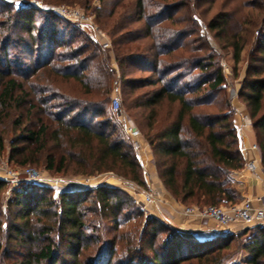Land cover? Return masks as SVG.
<instances>
[{
  "label": "trees",
  "instance_id": "trees-1",
  "mask_svg": "<svg viewBox=\"0 0 264 264\" xmlns=\"http://www.w3.org/2000/svg\"><path fill=\"white\" fill-rule=\"evenodd\" d=\"M41 1L90 10L111 48L102 50L87 38L74 46L81 34L57 28V21L63 20L56 15L36 28L35 8L9 13L0 21V56H4L0 64L6 67L5 73L0 70V118L12 111L13 129L18 131L9 144L8 162L25 166L42 161L48 172L62 175L112 173L144 186L130 146L124 150L125 143L113 137L111 118L106 116L115 74L112 61L120 71L125 107L139 112L157 178L171 198L183 206L237 204L240 196L232 174L243 169L244 161L224 87L222 54L199 32V23L205 24L223 55L231 51L232 72L240 78L237 99L247 109L264 169V0L241 4L237 14L213 12L207 0ZM8 45L14 50L11 62ZM245 49L249 51L240 76L237 66ZM55 79L77 83L81 97L62 94L56 112L49 113L43 106L54 99ZM34 113L37 124L31 128L23 120ZM5 185L0 181V193ZM43 189L30 185L14 190L6 208L5 245L31 244L39 251L28 253L36 263H55L62 248L76 263L81 251L101 243L99 236L88 233L91 223L112 220L118 231L119 219L126 223L141 217L131 197L106 185L61 192L57 201L46 198ZM133 233L134 229L117 234L113 243H121L119 252L114 250L116 244H103L93 264H226L230 256L224 251L235 239L245 240L237 245L250 256L248 264H264V228L258 225L226 238L196 240L146 218L138 248ZM19 264L33 262L24 259Z\"/></svg>",
  "mask_w": 264,
  "mask_h": 264
},
{
  "label": "rangeland",
  "instance_id": "rangeland-1",
  "mask_svg": "<svg viewBox=\"0 0 264 264\" xmlns=\"http://www.w3.org/2000/svg\"><path fill=\"white\" fill-rule=\"evenodd\" d=\"M209 1L208 4L212 3V11L214 12L215 10H226L227 12H233L237 14V11L240 9L241 4L244 5H253L255 3H260L263 0H207ZM39 4L41 6V8H38L37 6L34 7V5ZM59 5H65L68 6L70 9L73 10H78L81 13H83L84 15H93L90 14V10L85 11L82 7H80L77 4H72V5H67L64 3H60L58 5H49V4H44L41 0H0V21H5L6 20V16L9 13L12 12H16V11H21L24 9H30V8H35V10H38L37 12L33 13V19H34V25L36 28L42 26L44 23H46V21L52 17H54V13L52 12H48V9L50 8H54L56 6ZM93 6H98L97 2H93L92 3ZM58 17V16H57ZM61 18V17H58ZM61 20H63V22H58L56 23V27L60 29V27L63 26V28H67V30H71V29H76V33L77 34H81V38H78L75 42H74V46L77 44H80L83 42L84 38L89 39L91 42H93L91 40V38L89 37V30L85 27H76L75 24L71 21L65 20L63 18H61ZM199 32L201 34H206L208 37V40L211 42L212 46L214 47L215 51L218 54H222L221 60H220V64H221V70L223 75L225 76V89H226V94L229 98V101L231 103V88H233L236 84L239 85L240 83V78H235V76L233 75V62L231 60V51H228V54H224L223 52L220 51L219 47L216 45V43H214V41L211 38V35L208 34L205 24L203 22L200 21L199 23ZM203 27H205V30H203ZM79 32V33H78ZM249 49H245V51L242 53V58H241V62L239 63V65L237 66V71L238 74H240V76L242 75V73L244 72L245 66H246V57L248 54ZM7 60L8 62H11L13 60V56H14V50L12 49L11 45L7 46ZM0 59H4V56L1 54ZM4 61V60H3ZM30 61V60H29ZM28 61V62H29ZM31 63V61L29 62V64ZM111 66L112 68H114L115 70V74H113V77L111 79L110 82V99H111V95H112V90H113V81L117 78V75L120 76V71L117 68L116 64L114 62L111 61ZM0 70L2 72H6V67L2 64H0ZM52 81V79H50ZM52 96L54 97V99L46 106H43L44 108L47 109V112L49 113H53L56 112L55 107H57L60 103V97L62 96V94L64 95H68L71 98H80L81 97V91L80 88L78 87L77 83L75 82H63L60 81L59 79H55V81L52 83ZM230 88V89H229ZM239 88V86H238ZM120 89V93H121V107H120V112H121V118L116 117V115L112 114L110 111V106H107V113L106 116L108 118H111V124L113 126V137L114 138H119L121 139L126 147H124V150L128 151V142L126 141V139L124 138V136L120 133V128L119 126H121L123 123L127 122L130 125H132L133 127L137 128L142 136L143 139V163L142 165H139L140 167V172H141V176L143 178V180L145 181V185L144 186H139L140 189L142 191H151L153 192L155 195H158L159 197L163 198V194L161 193V191L159 190V188L157 186H155V182H157V173H156V169L154 166V157L152 156V152L150 147L148 146V144L145 141V137H144V132H143V128L142 126L139 124V112L138 111H134V110H130L127 109L125 107V104L123 102V93H122V88L121 85L119 87ZM141 92V91H140ZM50 106H53V108H50ZM26 108V107H25ZM24 108V109H25ZM6 116L1 117L0 118V135L4 141V152H2V154L0 155V165H7L11 170L20 172L23 168L25 167H30L35 169L36 171H38L39 173L45 175V176H49V177H61L63 179H88L90 180V183L92 184V186H101V185H106L108 187L114 188L115 190H118L124 194H126L127 196L132 198L133 201V206L134 209L136 210L137 213L141 214L140 218H137L135 216H133L130 221H127L126 223H123V219H119V229L118 231H115V224L114 221L112 220H104L102 223H100L101 225H99L98 223L94 222L91 223V228L90 230H88L89 234H93L94 236H99V238L101 239V243H98L96 245L91 246V249L88 251H81L77 258H76V263L73 262V259H71L69 257V255L66 254V250L64 248L61 249L60 254L57 256V260L56 262L52 263L50 261H40V262H35L36 260H34L33 257L28 256V253L31 252L32 254L38 253L39 251L36 250L34 248V246H32L31 244L27 243V245L24 247L22 245V247L20 246H14V244H12V241L10 242L9 246L5 245V240L6 239V235L8 234V232L5 230L6 229V220H7V205L10 199H12V193L14 190H17L21 187H25V186H30V185H34V184H30L27 182H23L20 183L18 186H13L11 183L6 182L5 187L2 189L1 193H0V264H19V262L23 261L24 259H30L32 260L33 264H86V263H91L93 264L96 261V255L98 254V250L102 247H108L109 245L111 246V244L115 241V238L118 236L117 234H121L122 233H127L130 232L134 229V233L135 236L137 235V238L135 239V243L136 246L137 241H138V237L139 234L141 232V227L144 223V220L146 218H152V219H156L158 222H160L163 225H168L170 227H172L173 229H175L177 231V234H179L182 237H187V238H192L194 239V235H190L187 234V232H182L180 230H177L176 227H174L173 224H170L169 222H163L161 221V219L157 218V214L154 211L153 208H143L138 202L135 201V199L133 198V195L130 193V190H122V187H124L121 182L122 180H124V183L127 181L131 182L129 180L123 179L120 176H116L115 174L112 173H106V174H99V175H94V176H74V175H62V174H53L48 172L45 169L44 164L42 163V161H40L39 163H31V164H26L25 166H20L18 164H13V163H9L8 162V148H9V144L11 142V140L18 134V131H14L13 129V112L6 110ZM35 112V111H33ZM21 114H25V110L21 111ZM94 115H90V117H93ZM25 125H28L29 127L32 128H36V124H37V116L36 114H32L31 116L26 117L25 120H23ZM97 119L94 120V124H97ZM98 126V125H96ZM108 131H111L112 129L109 128L107 129ZM132 153V152H131ZM134 155V154H133ZM121 180V181H119ZM159 180V179H158ZM96 184V185H94ZM38 186V185H35ZM40 188H42V186H39ZM91 188V189H83V190H93L95 189ZM44 189L41 191V193L46 196V198H49L51 201H57L58 200V196H56L55 192L53 189L48 188L45 189V187H43ZM75 190H79L78 187H71L70 189H66L63 190L62 192H66V191H75ZM165 190V189H164ZM166 192V191H165ZM40 193V191H39ZM167 193V192H166ZM168 194V193H167ZM92 196V195H91ZM170 196V195H169ZM92 198V197H90ZM177 203V202H176ZM190 206V205H189ZM166 207V206H165ZM164 207V209H161L160 211L164 212L166 211V208ZM135 215V214H134ZM91 221H94L93 217H90ZM206 221V220H205ZM204 221V222H205ZM123 223V224H121ZM207 223V221L205 222ZM207 225H210L209 223H207ZM103 226V227H102ZM212 227V226H211ZM94 230H91L93 229ZM242 230V228L240 229ZM233 234V233H232ZM231 235V234H229ZM132 236V233H131ZM164 236V235H163ZM162 236V238H164ZM214 236V234H213ZM55 235L52 236V238H54ZM196 237V236H195ZM228 237L225 236V238ZM223 238V237H222ZM9 241V240H7ZM245 240L244 239H235L233 240L231 245L233 247H231L230 250H226L224 251L225 254L229 255V259L227 260L226 264H242L245 259H244V254L245 252L240 251L238 249V245H241ZM225 243H227V241H225ZM23 244V243H22ZM115 245V249L116 252H119V247H121V243L117 242L113 243ZM231 244V243H230ZM238 244V245H237ZM138 248V246L136 247ZM110 251V250H109ZM110 255V253L108 254ZM107 255V257H108ZM115 254H113L111 261L114 260ZM103 257H105V254L103 255ZM105 259V258H104ZM103 261V259H102ZM101 261V262H102ZM99 264V263H98Z\"/></svg>",
  "mask_w": 264,
  "mask_h": 264
},
{
  "label": "built area",
  "instance_id": "built-area-1",
  "mask_svg": "<svg viewBox=\"0 0 264 264\" xmlns=\"http://www.w3.org/2000/svg\"><path fill=\"white\" fill-rule=\"evenodd\" d=\"M41 8L39 4L34 5ZM49 12L65 20L71 21L77 27L85 26L89 30V37L98 44L102 50H109L111 48L110 40L107 35L96 25L94 15H84L78 10L70 9L68 6L59 5L48 9ZM205 30V27H203ZM120 77L113 81V90L110 99V111L116 117L121 118V93H120ZM120 128V133L124 136L136 161L142 165L143 161V139L140 131L125 122ZM253 149H257L253 146ZM248 170L255 171V166L250 163L247 166ZM0 181L9 182L13 186H18L20 183L27 182L30 184L51 188L58 196L63 190L71 187H78L79 189H91L90 180L84 179H63L61 177L45 176L33 168L25 167L20 172L11 170L6 164L0 165ZM121 181V180H119ZM121 184L124 186L122 190H130L133 198L144 209L156 208L158 211L164 209L168 203L158 195L151 191H142L139 185L128 182ZM96 185V184H94ZM181 216L192 217L199 220H206L214 224L213 234H232L234 233L231 226H237L242 229L258 225L264 228V210L254 206L251 200H243L240 204L220 205V206H183L178 204L174 210Z\"/></svg>",
  "mask_w": 264,
  "mask_h": 264
},
{
  "label": "crops",
  "instance_id": "crops-1",
  "mask_svg": "<svg viewBox=\"0 0 264 264\" xmlns=\"http://www.w3.org/2000/svg\"><path fill=\"white\" fill-rule=\"evenodd\" d=\"M238 86L239 85L236 84L233 88L229 89L231 90L232 96V123L238 138L239 150L244 161V167L240 171L232 174V185L240 196V200L237 204L248 199L253 202L255 207L264 210V169L261 165L258 149H253V146H256V140L251 128L247 109L245 105L237 99ZM250 163L255 166V171L248 170L247 166ZM154 184L159 188L163 194V199L168 203V205H166L167 208L165 207L166 211L164 212L153 208L157 214V218L159 217L161 221L173 224L177 230L187 232L189 236L193 234V237L197 240H205L213 237L214 224L212 222L207 221V223L210 224L207 225L205 220L181 216L174 212L178 203H176L171 196L165 192L158 179ZM231 228L233 232H237L241 229L234 225L231 226ZM244 259L245 261L242 264H248L250 256L245 253Z\"/></svg>",
  "mask_w": 264,
  "mask_h": 264
},
{
  "label": "water",
  "instance_id": "water-1",
  "mask_svg": "<svg viewBox=\"0 0 264 264\" xmlns=\"http://www.w3.org/2000/svg\"><path fill=\"white\" fill-rule=\"evenodd\" d=\"M79 190H82V189H79ZM75 191H77V190H75ZM229 236V234H220V235H214L212 238H222V237H225V236ZM194 239H196V238H194ZM209 239H211V238H209ZM197 240V239H196ZM205 240H207V239H205Z\"/></svg>",
  "mask_w": 264,
  "mask_h": 264
}]
</instances>
